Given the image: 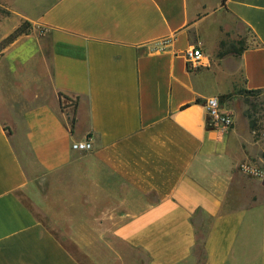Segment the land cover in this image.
I'll return each instance as SVG.
<instances>
[{
	"label": "crops",
	"instance_id": "crops-1",
	"mask_svg": "<svg viewBox=\"0 0 264 264\" xmlns=\"http://www.w3.org/2000/svg\"><path fill=\"white\" fill-rule=\"evenodd\" d=\"M33 3L0 51V264H264V181L238 170L264 167V131L205 108L264 102V0Z\"/></svg>",
	"mask_w": 264,
	"mask_h": 264
},
{
	"label": "rangeland",
	"instance_id": "rangeland-1",
	"mask_svg": "<svg viewBox=\"0 0 264 264\" xmlns=\"http://www.w3.org/2000/svg\"><path fill=\"white\" fill-rule=\"evenodd\" d=\"M34 1L37 0H0V51L19 35L32 31L33 24L30 20L27 19L26 16L31 17L33 15ZM224 42L225 49H229L231 52L234 51V53H229L225 56H236L245 46L244 38H227L224 40ZM217 52L218 50L213 57L218 58ZM237 76H239V74H237ZM220 101L221 103L227 105L229 109H231V112H229L228 114L231 115L232 120L233 117H235L238 121L246 124L250 131L252 130L250 129L249 118L256 121V129L255 131H253V137L256 139L263 138L262 133L264 131V105L261 93L252 96L247 93V90L240 88L235 89L227 96H224V98L220 99ZM16 149L18 150V154L20 153V156H22L26 161L30 159V156L25 150L26 147L16 146ZM242 164H248L256 168L257 171L261 173H264V167H260L259 165L257 166L249 161L242 162L238 166V170L240 171V173L248 177L264 181L263 178L243 172L240 168ZM46 202H49L48 192L46 194ZM59 228H63L61 222L59 223ZM202 234L203 231H200L199 237L202 238ZM65 236L66 235L61 231H58V237L63 241L65 239ZM66 242H68L67 238Z\"/></svg>",
	"mask_w": 264,
	"mask_h": 264
},
{
	"label": "built area",
	"instance_id": "built-area-1",
	"mask_svg": "<svg viewBox=\"0 0 264 264\" xmlns=\"http://www.w3.org/2000/svg\"><path fill=\"white\" fill-rule=\"evenodd\" d=\"M185 58L187 65L192 68L209 65V58L196 47L188 48L185 52ZM205 108L209 126L218 124L227 129L232 125L233 120L231 115L222 111L220 102L217 98H208L205 101ZM71 149L78 152L89 151L91 149V143L89 141H76L71 144ZM240 168L245 173L264 179V173L258 172L256 168L248 164H242Z\"/></svg>",
	"mask_w": 264,
	"mask_h": 264
},
{
	"label": "trees",
	"instance_id": "trees-1",
	"mask_svg": "<svg viewBox=\"0 0 264 264\" xmlns=\"http://www.w3.org/2000/svg\"><path fill=\"white\" fill-rule=\"evenodd\" d=\"M226 0H221V6L223 7L225 5ZM225 42H220L219 47H218V52H217V57L221 58L224 57L225 55L229 54V53H234V51H230L229 49H225ZM247 93L254 96L257 94H260L261 91L260 90H247ZM200 100H196V103H199ZM264 105V102H263ZM249 125H250V129L252 131H255L256 129V121L252 120L249 118ZM198 245L201 246V241L200 239L198 240Z\"/></svg>",
	"mask_w": 264,
	"mask_h": 264
}]
</instances>
